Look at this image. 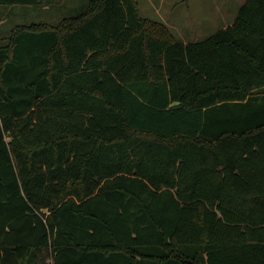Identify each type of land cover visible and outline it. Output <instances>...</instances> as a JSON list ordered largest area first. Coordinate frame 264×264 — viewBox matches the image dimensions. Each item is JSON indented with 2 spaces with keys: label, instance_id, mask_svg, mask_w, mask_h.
<instances>
[{
  "label": "trees",
  "instance_id": "1",
  "mask_svg": "<svg viewBox=\"0 0 264 264\" xmlns=\"http://www.w3.org/2000/svg\"><path fill=\"white\" fill-rule=\"evenodd\" d=\"M8 31L0 264H264V0L195 42L137 0Z\"/></svg>",
  "mask_w": 264,
  "mask_h": 264
},
{
  "label": "rangeland",
  "instance_id": "2",
  "mask_svg": "<svg viewBox=\"0 0 264 264\" xmlns=\"http://www.w3.org/2000/svg\"><path fill=\"white\" fill-rule=\"evenodd\" d=\"M89 0H47L45 6L17 7L0 24V33L9 36L19 23L38 22L49 26L85 9ZM141 15L169 26L178 40L206 39L234 21L246 0H137ZM231 21V22H229Z\"/></svg>",
  "mask_w": 264,
  "mask_h": 264
},
{
  "label": "crops",
  "instance_id": "3",
  "mask_svg": "<svg viewBox=\"0 0 264 264\" xmlns=\"http://www.w3.org/2000/svg\"><path fill=\"white\" fill-rule=\"evenodd\" d=\"M229 22H231V21H229ZM233 23V21L230 23V25ZM227 27V26H226ZM223 28H225V27H223Z\"/></svg>",
  "mask_w": 264,
  "mask_h": 264
}]
</instances>
